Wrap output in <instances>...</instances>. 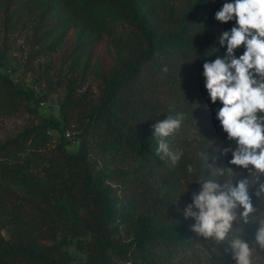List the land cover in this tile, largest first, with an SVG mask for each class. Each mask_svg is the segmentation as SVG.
<instances>
[{"label":"trees","instance_id":"16d2710c","mask_svg":"<svg viewBox=\"0 0 264 264\" xmlns=\"http://www.w3.org/2000/svg\"><path fill=\"white\" fill-rule=\"evenodd\" d=\"M223 2L0 0L6 22L35 24L40 39L53 37L52 47L68 39L73 53L91 61L99 82L91 102L77 94L74 75L65 76L61 117H41L0 139V264H70L72 238L86 247L83 264L203 263L204 242L191 230L194 221L184 218L180 190L189 174L209 178L198 155L196 171L188 172L190 139L197 153H219L221 166L230 158L210 142L220 133V105L211 104L202 75L204 60L223 54L219 35L234 23L215 19ZM118 21L134 27L144 43L127 44ZM6 53L0 50V65ZM34 96L0 70V115H14ZM176 112L185 120L168 138L170 149L182 153L173 164L156 155L151 125ZM257 203L264 218V202ZM252 232L250 226L245 238ZM226 246L213 242L206 263H222Z\"/></svg>","mask_w":264,"mask_h":264},{"label":"clouds","instance_id":"9594fccd","mask_svg":"<svg viewBox=\"0 0 264 264\" xmlns=\"http://www.w3.org/2000/svg\"><path fill=\"white\" fill-rule=\"evenodd\" d=\"M215 19L234 23L219 35L223 54L205 59L202 75L211 104L219 102L215 119L229 142L220 155L230 158L221 166L219 156L197 153L209 178L191 192L183 215L194 221L190 227L198 236L226 241L224 252L234 264H255L254 255L264 256V218H258L257 203L264 202V0H224ZM184 120L176 112L151 125L161 160L179 161L182 153L170 149L168 138ZM195 171L188 166L189 173ZM250 226L251 240L245 238Z\"/></svg>","mask_w":264,"mask_h":264},{"label":"rangeland","instance_id":"374dc122","mask_svg":"<svg viewBox=\"0 0 264 264\" xmlns=\"http://www.w3.org/2000/svg\"><path fill=\"white\" fill-rule=\"evenodd\" d=\"M6 13V11L0 13V50L6 48L7 52L0 65V70L10 74L18 86L33 91L35 96L30 101H26L14 115H0L1 140L14 137L19 132L40 122L41 117H61V104L66 95L65 76L74 75L77 79L76 92L78 95L85 93L87 100L91 102H96L99 96V82L94 77L90 66H87L91 61L87 62V56H83L79 51L73 53V47L70 46L68 39L52 47L50 44L53 37L40 39L41 35L35 29V24L32 25L23 20L19 21L13 18L6 22ZM116 26L127 44L144 43L142 35L127 22L118 21ZM84 69L87 72L85 75L80 73ZM218 127L219 135L210 141L216 150H220L229 143L220 125ZM68 128L71 132V130L77 129V125L75 123ZM193 142V138L189 140L188 146L192 159L187 164V168L192 165L197 155V151L191 149ZM71 146H73V150L76 149L77 142H72ZM215 155L219 156V153ZM229 157L223 156L225 159ZM189 178H191L190 182H186L180 190L183 211L185 206L191 202V192L197 191L193 187H198L202 181V178H192L191 174H189ZM202 240L204 243L200 247L202 250L200 260H202V264H207L206 255L210 252L213 242L216 241L200 237L201 242ZM67 248L72 256L70 264H83L87 260L86 247L80 246L78 238H72ZM254 262L255 264H264V256L254 255ZM219 264H234V261L226 254L223 262Z\"/></svg>","mask_w":264,"mask_h":264},{"label":"built area","instance_id":"2783aa9c","mask_svg":"<svg viewBox=\"0 0 264 264\" xmlns=\"http://www.w3.org/2000/svg\"><path fill=\"white\" fill-rule=\"evenodd\" d=\"M67 136L68 137L71 136V132L70 131L67 132Z\"/></svg>","mask_w":264,"mask_h":264}]
</instances>
